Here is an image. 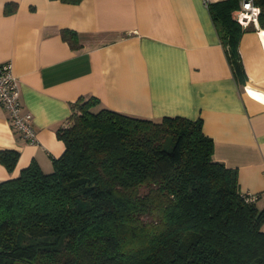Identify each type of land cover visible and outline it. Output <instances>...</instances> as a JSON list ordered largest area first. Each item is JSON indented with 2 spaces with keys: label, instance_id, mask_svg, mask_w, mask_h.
Segmentation results:
<instances>
[{
  "label": "trees",
  "instance_id": "1",
  "mask_svg": "<svg viewBox=\"0 0 264 264\" xmlns=\"http://www.w3.org/2000/svg\"><path fill=\"white\" fill-rule=\"evenodd\" d=\"M241 1L207 2L237 80L247 27L232 12ZM254 2L264 27V0ZM60 32L81 47L74 30ZM98 104L94 96L72 103L50 172L31 160L0 181V264H264V208L245 200L236 168L213 156L201 118L152 120ZM18 157L0 150L8 171Z\"/></svg>",
  "mask_w": 264,
  "mask_h": 264
},
{
  "label": "crops",
  "instance_id": "2",
  "mask_svg": "<svg viewBox=\"0 0 264 264\" xmlns=\"http://www.w3.org/2000/svg\"><path fill=\"white\" fill-rule=\"evenodd\" d=\"M62 29L74 30L81 47L71 48ZM261 32L259 21L242 31L245 75L237 80L204 0H0V63L11 61L36 129V141L25 140L0 104V150L19 152L11 171L0 163V181L31 160L50 172L64 149L57 131L72 103L94 96V110L201 118L213 156L236 168L240 192L258 193L255 205L264 208Z\"/></svg>",
  "mask_w": 264,
  "mask_h": 264
},
{
  "label": "built area",
  "instance_id": "3",
  "mask_svg": "<svg viewBox=\"0 0 264 264\" xmlns=\"http://www.w3.org/2000/svg\"><path fill=\"white\" fill-rule=\"evenodd\" d=\"M204 1L208 2V0ZM259 13L260 6L254 0H242L240 7L232 12V16L242 28H246L250 24L257 26ZM0 104L7 112V119L12 129L25 140L35 142L36 129L30 112L23 109L20 101L17 77L13 73L11 61L0 63ZM262 179H264V171H262ZM242 195L248 202H255L258 197V193H242Z\"/></svg>",
  "mask_w": 264,
  "mask_h": 264
},
{
  "label": "rangeland",
  "instance_id": "4",
  "mask_svg": "<svg viewBox=\"0 0 264 264\" xmlns=\"http://www.w3.org/2000/svg\"><path fill=\"white\" fill-rule=\"evenodd\" d=\"M211 1H213V0H211ZM140 191H141V193H144V192H146V188L143 187V188H141ZM143 219H144L145 221H148V220H150V217H149V216H144ZM15 264H34V263L16 261Z\"/></svg>",
  "mask_w": 264,
  "mask_h": 264
},
{
  "label": "bare ground",
  "instance_id": "5",
  "mask_svg": "<svg viewBox=\"0 0 264 264\" xmlns=\"http://www.w3.org/2000/svg\"><path fill=\"white\" fill-rule=\"evenodd\" d=\"M260 35H261V38L264 39V32H261Z\"/></svg>",
  "mask_w": 264,
  "mask_h": 264
}]
</instances>
